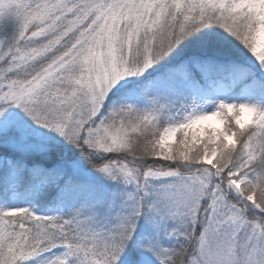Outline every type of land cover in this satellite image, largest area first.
Masks as SVG:
<instances>
[{
	"label": "snow or ice",
	"instance_id": "1",
	"mask_svg": "<svg viewBox=\"0 0 264 264\" xmlns=\"http://www.w3.org/2000/svg\"><path fill=\"white\" fill-rule=\"evenodd\" d=\"M0 264H264V0H0Z\"/></svg>",
	"mask_w": 264,
	"mask_h": 264
}]
</instances>
